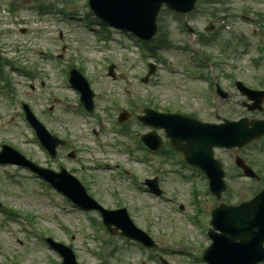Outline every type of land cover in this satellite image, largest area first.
<instances>
[{"label": "rangeland", "instance_id": "obj_1", "mask_svg": "<svg viewBox=\"0 0 264 264\" xmlns=\"http://www.w3.org/2000/svg\"><path fill=\"white\" fill-rule=\"evenodd\" d=\"M39 1L55 2L58 8L73 13L75 19L58 23L51 17L39 15L31 0H0V47L4 56L14 60L16 66L38 73L37 77L21 82L24 78L10 69L8 72L15 78L16 84H20L15 89H21L22 99L32 104L46 127L66 139L67 145L59 149L58 159L49 158L33 138L23 118L18 117L20 109L17 103L10 104L5 97H0V143L12 145L43 166L57 170L63 164L68 170H76V175L104 206H126L135 221L164 249L197 250L200 243L207 244L206 239L204 242L199 239L200 234L192 231L186 219L174 210V205L136 190L117 176L116 164L131 171L137 178L139 174L142 180L160 172L166 175L162 185L167 195L185 203L188 210L193 209L188 194L190 184L170 174L174 166L163 164L160 160L153 171L137 165L126 150L131 138L112 136L111 125L115 115L128 111L132 113L130 130L145 133L148 129L136 120L142 103L157 106L164 112L170 109V112L193 113L203 121H217V115L232 119L241 116L245 112L241 106L244 98L228 76L243 80L253 88H264V59H261L260 51L264 41V21L260 18L264 15V0H223L224 5L216 9L229 11L217 15H213L215 8L206 9L203 6L187 17L163 11L160 24L171 33L175 46L159 50L156 54L178 71L175 74L169 73L155 59H144L133 38L128 35L110 31L111 39L100 42L96 32L84 28L77 20L87 15L94 19L86 0ZM12 4L17 7L13 12ZM210 21L219 27L216 35H210L215 38V43L203 46L199 39L202 34L207 35L204 28ZM187 23L195 29V35L184 33L183 26ZM93 26L99 29L97 24ZM22 29H26L25 34L21 33ZM235 35L241 40L246 39L249 46L235 45ZM186 46L189 52L180 50V47ZM193 53L197 54L195 62L191 60ZM61 54L68 64L83 67L86 75L93 80L97 118L84 116L76 110L77 95L73 89L66 87L62 75L64 66L54 59L55 55ZM206 54L211 61H205ZM256 59L261 60L259 68L254 65ZM198 61L212 65L221 63L223 70L214 67L213 73L218 76L220 84L235 96L233 100L225 103L215 97V104L208 105L204 98V91L209 88L207 82L191 80L187 76L188 72H196L194 63ZM151 62L158 65V70L152 81L144 84L141 77L147 74L148 63ZM110 63L116 64V80L108 76ZM204 73L209 76L210 71ZM30 82L33 83L32 88ZM18 95L19 92H15V96ZM250 149H253L251 159L261 168L264 153L257 147ZM72 150L77 152L74 160L68 158ZM217 156L230 170L234 160L229 153L217 152ZM242 183L229 182L233 203L250 196L245 194V183ZM198 188L201 204L207 207V211L213 209L216 202L208 195L206 186L200 183ZM64 199L62 194L33 177L31 171L14 165L0 167V201L8 210L19 213L18 219L11 220L0 213V264H53L50 261H60L56 251L32 235L34 228L43 237H52L73 246L81 264H100L94 253L103 247L107 249L105 255L110 256L111 263L156 264L145 251L142 253L121 239L113 240L110 247L107 243L101 246L102 242L95 240L88 226V215ZM92 214L99 224V216ZM27 215L32 216L28 221L33 224L26 220ZM181 228L183 232H180ZM201 230L205 232L206 227L201 225ZM103 235L104 230L99 237ZM104 239L107 241L106 237ZM113 249L114 254H111ZM161 254L171 264H189L179 252L162 251ZM146 258L148 260L143 263Z\"/></svg>", "mask_w": 264, "mask_h": 264}, {"label": "water", "instance_id": "obj_2", "mask_svg": "<svg viewBox=\"0 0 264 264\" xmlns=\"http://www.w3.org/2000/svg\"><path fill=\"white\" fill-rule=\"evenodd\" d=\"M169 2L170 0H158V4L156 7V4L152 0L149 4H142V3H135L131 1H120V0H113L112 5H114V9L121 14H124L126 18L122 17L116 12H113L112 10L109 9L110 13L116 16L118 19L125 21L128 24H133L132 21H146L148 23H153L154 19L156 17L157 11L159 9V5L162 2ZM190 9H188L189 11ZM249 206V205H245ZM240 229H247V225L244 224V226L240 227ZM237 233L241 235H245L246 231L245 230H238ZM67 258V263L66 264H73L72 263V256L71 254L66 251L65 254ZM254 256H249L246 255L243 258V264H251Z\"/></svg>", "mask_w": 264, "mask_h": 264}]
</instances>
